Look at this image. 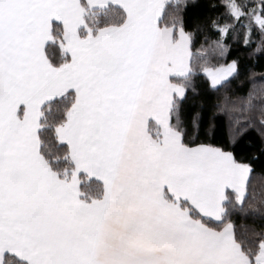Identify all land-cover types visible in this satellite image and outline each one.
I'll use <instances>...</instances> for the list:
<instances>
[{
	"label": "snow or ice",
	"instance_id": "1",
	"mask_svg": "<svg viewBox=\"0 0 264 264\" xmlns=\"http://www.w3.org/2000/svg\"><path fill=\"white\" fill-rule=\"evenodd\" d=\"M229 40L264 51V0H0V264H264Z\"/></svg>",
	"mask_w": 264,
	"mask_h": 264
},
{
	"label": "trees",
	"instance_id": "2",
	"mask_svg": "<svg viewBox=\"0 0 264 264\" xmlns=\"http://www.w3.org/2000/svg\"><path fill=\"white\" fill-rule=\"evenodd\" d=\"M211 39L216 38V34L214 32L209 33ZM198 42H205L203 38H199ZM210 42V41H208ZM228 43L231 44V50L228 59L230 60L233 57H239L241 62V69L246 73L242 79L245 80V85H247V81L250 79H256L257 84L259 85L262 83L259 78L264 77V51L257 53L254 56H250L248 53L251 51L249 48H245L242 43H236L234 41L229 40ZM256 44H252V48H255ZM242 224H248L249 226L251 223L249 221H241Z\"/></svg>",
	"mask_w": 264,
	"mask_h": 264
}]
</instances>
